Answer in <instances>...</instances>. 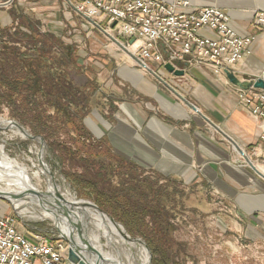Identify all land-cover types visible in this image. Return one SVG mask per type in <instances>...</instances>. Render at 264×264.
<instances>
[{
	"label": "crops",
	"instance_id": "0c3cea01",
	"mask_svg": "<svg viewBox=\"0 0 264 264\" xmlns=\"http://www.w3.org/2000/svg\"><path fill=\"white\" fill-rule=\"evenodd\" d=\"M162 1H186L193 9L226 12L236 35L255 37L233 73L242 82L247 78V84L264 80V35L254 26L255 13L264 12V0ZM13 3L24 15L33 16L43 33L64 41L62 35L68 29L66 35L86 45L90 53L108 56L92 67L99 71L98 91L105 93L99 94L100 106H93L94 97L87 96L84 125L93 140L102 141L112 155L147 174L210 187L233 202L248 230L264 235V119L243 108L226 77L189 66L183 77L166 72L158 78L127 55L124 37L105 33V18L77 14L67 0ZM9 18L6 25L12 27ZM0 216H16L1 199ZM27 227L41 232L37 225Z\"/></svg>",
	"mask_w": 264,
	"mask_h": 264
},
{
	"label": "trees",
	"instance_id": "16d2710c",
	"mask_svg": "<svg viewBox=\"0 0 264 264\" xmlns=\"http://www.w3.org/2000/svg\"><path fill=\"white\" fill-rule=\"evenodd\" d=\"M10 11L15 26L0 27V104L11 110V118L43 136L51 150L61 154L63 165H78L82 173L73 177L102 211L131 237L142 238L151 251L156 247L164 256L161 264H172L168 214L151 207V193L142 187L147 180L136 173L145 172L112 155L125 174L117 173L107 162L112 160L99 155L102 141L93 140L86 130L88 97L69 76L76 63L74 48L43 33L21 8ZM62 136L69 142H62ZM86 149L94 154L86 155Z\"/></svg>",
	"mask_w": 264,
	"mask_h": 264
},
{
	"label": "rangeland",
	"instance_id": "374dc122",
	"mask_svg": "<svg viewBox=\"0 0 264 264\" xmlns=\"http://www.w3.org/2000/svg\"><path fill=\"white\" fill-rule=\"evenodd\" d=\"M2 1L0 0V2ZM5 3L4 1L0 3V27L10 29L15 25L11 27L10 25H6V22L10 23L9 16L12 17L10 8L15 3L12 6L8 2ZM30 17L35 19L31 15ZM64 31L67 32L68 29ZM66 32H63L62 35L65 38L63 42L75 46V49H72V55L76 63L74 66H71L69 71L71 81L83 93H86L87 96L94 97L95 102L93 106L96 103L100 106L102 97L99 94L105 95V93L98 91L100 88L98 85L100 84L96 85V74L99 71H94L92 67L97 68L95 63H101L102 59H105L102 58L103 56L107 60L108 56L90 53L86 45H80L78 40L71 38L72 36H67ZM125 51L127 55L134 59V48L125 47ZM153 66L155 65L153 64ZM97 95L99 96L97 97ZM10 111L5 105L0 104L1 161L7 166L13 167H18L16 163L20 162L34 171L47 166L56 185L60 187L61 196L62 194H66L68 190L72 199L78 202L95 204L93 198L90 196L91 192L82 190L81 184L76 182L75 177H73L74 174L82 173L78 165H75L74 168L67 164V162L63 165L60 158L61 154L51 150L43 136L35 135L30 128L22 125L18 120L11 118ZM10 122L18 123L33 137H42L47 147L43 148L39 141L20 138L15 134V130L10 127ZM61 141L69 142L64 136L61 137ZM89 141L92 142L91 140ZM69 146L74 147L72 144ZM85 152H87L86 155L94 154V151L89 153L87 149ZM99 155L110 158L112 161L107 162L115 167L117 173L120 174L122 172V174H125L124 169L116 163L115 157H112L111 151L105 148L103 144L100 147ZM136 173L140 177V180H147L146 184L144 183L142 187L145 192L151 193V207L155 211H165L168 214V236L172 241V252L169 256L171 257L170 261L172 264H264V235L262 236L258 232L252 233L251 230L247 229L246 225H243L233 202L227 199V197H221L210 187L201 183L185 184L178 181H167L150 173H141L140 171ZM41 177V180L32 181L31 184H35L40 192L46 193L49 190L48 179H46L45 175ZM114 182L117 183L118 179L114 180ZM1 186L6 188L3 184ZM81 193L84 195H80ZM34 206L32 207L34 208ZM17 213L22 217V219L17 217L18 225L20 230L25 232V234L33 231V229L27 227L28 225H37L42 233H47L50 237L59 239L55 222L62 233L67 235V223L65 221L57 222L56 219H46V215H40L39 211H35V215H40V220L29 218L27 215L23 216L19 211ZM74 213L78 212L75 211ZM236 222L240 225H236ZM86 225H88V221H86ZM120 226L122 225L120 224ZM90 231L91 228L88 227L86 235L89 241H91ZM125 231L127 233L126 229ZM131 238L140 239L145 242L138 236ZM75 240L80 245L77 237ZM101 242L106 244V241L103 239H101ZM151 249L152 251L149 249L151 253L150 264H161L164 256L158 252L156 247H151ZM104 251L105 253L111 252L109 248H105ZM90 263L94 264L95 259L92 258Z\"/></svg>",
	"mask_w": 264,
	"mask_h": 264
},
{
	"label": "built area",
	"instance_id": "2783aa9c",
	"mask_svg": "<svg viewBox=\"0 0 264 264\" xmlns=\"http://www.w3.org/2000/svg\"><path fill=\"white\" fill-rule=\"evenodd\" d=\"M3 1L12 6L13 2L28 0ZM75 1L67 0V5L88 19L105 18L108 25L105 33L124 37L125 47L135 49L133 57L139 66L158 78L167 72L166 64L175 67L177 63L225 77L249 53L255 40L236 35L229 26L228 14L219 8L193 9L186 1ZM254 26L264 35V12L255 13ZM235 88L243 108L264 119V91ZM18 224L17 216H0V264H65L68 251L65 241L39 231L26 235Z\"/></svg>",
	"mask_w": 264,
	"mask_h": 264
},
{
	"label": "bare ground",
	"instance_id": "6f19581e",
	"mask_svg": "<svg viewBox=\"0 0 264 264\" xmlns=\"http://www.w3.org/2000/svg\"><path fill=\"white\" fill-rule=\"evenodd\" d=\"M6 123L8 124V122ZM14 130L15 134L20 138H27L26 134L22 133L19 129ZM16 164L18 167L7 166L0 159V195L10 199L16 210L23 216L27 215L29 218L40 220V215H46V219H56L57 222H66L64 214L58 206H55L53 202H50L51 200H49V202H43L42 205H38V200L27 194L28 190L40 192L39 188H37L35 184L32 185L31 182L41 180L42 175H45L47 177L46 179H48L49 190L47 191L51 194H60V187H56L55 180L48 175V172H50L48 167L44 166L42 169L34 171L20 162ZM1 184L6 186V188L1 186ZM20 194L27 196L25 200H14L10 197ZM62 197L68 203L66 204L67 207H69V204H75L77 207H80L82 214L75 213V215L78 220L83 221L87 218L88 225H86V227L91 228V231L89 232L91 233V241H88L91 246L95 248L106 261H108L107 264H150V251L142 243H137L130 238H127L126 231L122 226L115 225L107 215L100 213L93 208H84L82 202H78L71 198L68 190L66 191V194H62ZM35 204L36 206H34ZM32 206H34V208ZM35 211H39L40 215H35ZM66 231L68 235V226ZM101 239L105 240L106 244L102 243ZM105 248H109L111 252L105 253ZM86 259L90 263L92 258L87 257Z\"/></svg>",
	"mask_w": 264,
	"mask_h": 264
},
{
	"label": "water",
	"instance_id": "95a60500",
	"mask_svg": "<svg viewBox=\"0 0 264 264\" xmlns=\"http://www.w3.org/2000/svg\"><path fill=\"white\" fill-rule=\"evenodd\" d=\"M132 42L133 41H131V43ZM188 67H189V64H187V63H184V64L177 63L175 67L171 64H166L164 66L165 70L168 73L173 74L177 77L185 76L184 68H188ZM225 75H226V78L229 81V83L235 87H239L243 90H250L251 88H254L256 90L264 91V80L263 79H258L254 83L247 84V82H248L247 78L244 79V81L242 82V81H240L238 76L232 72L227 71L225 73ZM9 125L12 129H19L22 133H25L28 139H31L34 141H39L44 148L47 147L45 145V140L42 137H33V136L29 135L27 133V131H25V129L21 125H19L18 123L10 122ZM48 175L52 178L50 172H48ZM55 186L57 187L56 184H55ZM27 194H28V196H31L32 198L37 199L38 200L37 203H39L38 205H42L43 202H45V201L49 202V200H51L50 202H53V204L55 206H58V208L64 214V217L66 219L67 226H68V235L63 234L62 231L60 230L59 226L57 225V223H55L54 221L53 222L55 224L56 231L59 234V239L65 241L68 245L67 259L65 261V264H91L87 261V259H86L87 257L94 258L95 259L94 264H107L108 261H106L102 257V255L95 248H93L91 246V244L89 243V241L87 239V235H86L87 218H85L83 221L78 220L75 213H74L76 211V212L82 214V212L80 211L81 210L80 207H77V205H75V204H69L70 208L67 207L66 204H68V203L58 193L51 194L49 191H47L46 193H42V192H38V191H34V190H28ZM10 197L14 200H20L21 201V200H25V198L27 196L20 194V195H13ZM51 197H52V199H51ZM0 199L9 203L13 207L16 216L19 219H22V217L17 213V210L14 207V204L10 199H8L2 195H0ZM82 206L84 208L85 207L93 208L96 211L107 215L104 211H102L97 205H95L93 203L82 202ZM108 217L111 219V221L115 225H120L116 221H114L110 216H108ZM74 218H75V221H74ZM75 235L78 238V240L80 241V245L75 240V238H76ZM126 237L130 238L132 241H135L137 243H142L149 250L146 243L143 242L142 240L132 239L127 233H126Z\"/></svg>",
	"mask_w": 264,
	"mask_h": 264
}]
</instances>
